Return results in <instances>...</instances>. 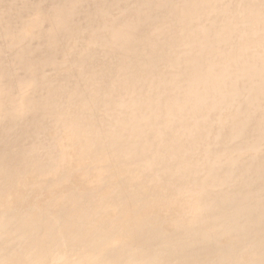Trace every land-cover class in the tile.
Returning <instances> with one entry per match:
<instances>
[{"label":"rangeland","instance_id":"rangeland-1","mask_svg":"<svg viewBox=\"0 0 264 264\" xmlns=\"http://www.w3.org/2000/svg\"><path fill=\"white\" fill-rule=\"evenodd\" d=\"M75 1L39 0L38 7L28 9L24 23L0 30L8 29L0 35V66L6 63L10 70L0 74L4 79L0 90H6V79L19 82L10 95L2 97L4 105L22 104L26 109L30 100L38 104L47 99L58 107L76 109L85 103L79 98L69 103L61 93L53 97V90L48 92L46 87L56 76L71 79L73 86L79 83L95 95L93 108L87 113L92 115L96 109L93 114L98 116L89 123L75 119L82 130L72 128L73 141L54 137L61 131L64 116L51 120L49 129L37 128V134L47 132L49 142L48 155L41 161L42 153L32 156L36 154L34 149L22 157L8 151L5 160L16 170L13 174L22 172L29 159L32 164L24 171L34 166L44 174H12L0 190V212L17 220L4 230L9 233L5 238L20 234L13 241L16 248L0 264L215 262L231 233L220 223L221 219L233 218L222 208L224 196L241 202L258 199L249 189L250 176H246L252 168L254 184L264 181V132L256 130L258 122L254 119L264 115V0H148L146 5L141 4L143 0H80L72 14L69 11ZM3 2L0 0L1 14L6 11L0 23L10 26L19 5L14 4L11 10ZM83 2L94 4L89 14L86 7L81 10ZM34 21H41L40 26ZM111 21L116 22L114 27ZM199 25H207V42L200 40ZM36 26L40 29L34 30ZM64 27L72 32L67 34ZM116 27L119 40L111 37ZM70 36L81 42L77 51L73 42L67 44ZM124 39L132 42L134 82L121 77L127 69L114 50L124 44ZM247 39L251 42H244ZM105 58L108 62L103 61ZM64 66L70 71L63 70ZM41 69L44 76H39ZM254 69L261 73L252 76ZM63 91L68 97L72 90ZM172 100L173 106H167ZM37 109L33 114L43 119L46 114ZM238 114L250 116L242 134L237 133L242 131L239 127L235 129ZM75 117L78 115L66 121ZM38 120L33 121L31 116L19 128L20 135L10 149L35 146L27 144L24 136ZM170 137L175 138L177 156L171 143L165 141ZM253 142L258 143V149ZM37 150L42 151L40 147ZM3 160L0 158V167ZM164 160L167 170L162 167L165 163L160 164ZM258 171L262 173L256 175ZM168 174L172 179L182 178V187L166 194L158 188L152 190L155 183L166 182L160 180ZM254 213L259 221L264 218V210ZM6 221L0 220V230L8 224ZM51 233L56 243H62L53 252L47 246ZM255 244L250 243L251 247ZM235 245L241 242L237 240ZM241 247L237 254L227 249L225 261L233 253L235 261L248 262L247 246ZM258 255L264 264V246Z\"/></svg>","mask_w":264,"mask_h":264},{"label":"bare ground","instance_id":"bare-ground-1","mask_svg":"<svg viewBox=\"0 0 264 264\" xmlns=\"http://www.w3.org/2000/svg\"><path fill=\"white\" fill-rule=\"evenodd\" d=\"M129 1V0H128ZM131 1V0H130ZM147 1L148 0H143L142 2H141V4L142 5H146L147 4ZM171 1V0H170ZM177 1V0H176ZM175 1V2H176ZM180 1V0H179ZM182 1V0H181ZM79 2H80V0H76L75 1V6H74V8L73 9H71L69 12L70 13H72L73 14V12H74V10L76 9V7H77V5H79ZM174 2V3H175ZM165 3H168V0H165ZM173 3V4H174ZM178 3H180V2H178ZM185 3H187V4H189V1H187V2H185ZM184 3V4H185ZM216 3H217V0H216ZM14 4H16V5H19L18 6V8L16 9V11H15V13H14V16L10 19V21H11V25L10 26H8V23H7V25H4L3 23H0V30H2V29H4V28H6V27H8V29L11 27V26H13L14 24H19V23H24L25 21L23 20V18H25V16L27 15V12H28V9L29 8H31L32 6H37L38 4H39V0H27V1H23L22 3H18V1H15L14 0V2L13 1H11V2H7V0H4V2H3V6L4 7H8V8H11V10L13 9V7H14ZM22 4V5H21ZM210 4H211V2H210ZM213 4H215V2L213 3ZM94 4H92V3H86V2H83V4H82V9L81 10H83L84 9V7H86V9H85V12H86V14H89V11H90V7L91 6H93ZM127 5V4H126ZM175 5V4H174ZM177 5V4H176ZM175 5V6H176ZM2 6V7H3ZM180 6V5H179ZM184 6V5H183ZM182 6V7H183ZM213 6V5H212ZM215 7H216V5H214ZM38 7V6H37ZM124 7V6H123ZM131 7V6H130ZM170 7V6H169ZM181 7V8H182ZM218 7H219V4H218ZM223 7V6H222ZM221 7V8H222ZM89 10H88V9ZM173 8V7H172ZM171 8V9H172ZM169 9V8H168ZM170 9V10H171ZM219 9H220V7H219ZM106 10V9H105ZM160 9H158V11H159ZM213 10H215V9H213ZM217 11H218V8L216 9ZM5 11L6 10H4L3 11V14H1V10H0V18H2V17H4V13H5ZM220 11V10H219ZM218 11V12H219ZM106 12V11H105ZM124 13H125V10L123 11ZM191 12V11H190ZM183 14V13H182ZM113 15V14H112ZM120 15H122V14H120ZM184 15V14H183ZM213 16L214 15H216L215 13L214 14H212ZM217 15H218V13H217ZM216 15V16H217ZM115 16V15H114ZM109 17H110V15H109ZM108 17V18H109ZM170 17V16H169ZM181 17H183L182 15H181ZM71 18V17H70ZM106 19V18H105ZM110 19V18H109ZM108 19V20H109ZM114 19V18H113ZM212 19V18H211ZM215 19H217V17L215 18ZM26 20V19H25ZM116 20V19H115ZM133 20V19H132ZM183 20V19H182ZM55 21V20H54ZM53 21V22H54ZM114 21V20H113ZM180 21V20H179ZM214 21V20H213ZM218 21V20H217ZM38 26H40V24H41V21L39 22V21H34ZM56 22V21H55ZM54 22V23H55ZM108 22V21H107ZM136 22H139V19H138V21H136ZM182 22V21H181ZM52 23V22H51ZM118 23V22H117ZM131 23H132V21H131ZM161 23V22H160ZM191 23V22H190ZM53 24V23H52ZM55 24H59V23H55ZM119 24V23H118ZM135 24V23H134ZM138 24V23H137ZM158 24H159V22H158ZM163 24V23H162ZM172 24V23H171ZM183 24L184 25H186L185 24V22H183ZM189 24V23H188ZM215 24H216V22H215ZM56 25V26H57ZM60 25V24H59ZM58 25V26H59ZM113 25H116V22H112L111 21V26L112 27H114ZM129 25H131V24H129ZM133 25V24H132ZM132 25H131V27H132ZM157 25V24H156ZM161 25V24H160ZM212 25H214V23H212ZM38 26H36L37 27V29H34V30H39L40 29V27L38 28ZM63 26V25H62ZM61 26V27H62ZM124 26H125V24H124ZM154 26V25H153ZM152 26V27H153ZM159 26V25H158ZM167 26L168 25H166V29H167ZM33 27V26H32ZM35 27V28H36ZM52 27H54V26H52ZM128 27V26H127ZM130 27V26H129ZM129 27H128V29H129ZM152 27H150V28H152ZM56 28V27H55ZM64 28H67V27H64ZM108 28V27H107ZM120 28V27H119ZM121 28L123 29L124 27H122L121 26ZM120 28V29H121ZM126 28V27H125ZM7 29V30H8ZM115 30L113 31V34H112V36L111 37H113V38H117L118 39V35H119V29L116 27V28H114ZM127 29V28H126ZM127 29V30H128ZM132 28H130V30H131ZM175 29H177L176 27H175ZM198 29L200 30V32H201V34H200V40L201 41H204V42H207L208 41V38H209V35L207 34V32H206V30H207V25H199V27H198ZM7 30L5 31V32H1L0 33V35L2 36V35H5L6 34V32H7ZM67 34H69L70 32H72V29H68L67 28ZM168 30V29H167ZM104 31V30H103ZM124 30H122V32H123ZM126 31V30H125ZM162 31V30H161ZM160 31V32H161ZM170 31V30H169ZM96 32V31H95ZM97 32H99V31H97ZM121 32V33H122ZM128 32V31H127ZM148 32V31H147ZM195 32H196V30H195ZM100 33V32H99ZM158 33V32H157ZM97 34V33H96ZM125 34V33H124ZM122 35V34H121ZM179 35V34H178ZM177 35V36H178ZM195 35V34H194ZM48 36V35H47ZM99 36V35H98ZM107 36V35H106ZM106 36H105V38H106ZM129 36V35H128ZM131 36V35H130ZM146 36H147V33H146ZM176 36V37H177ZM180 36V35H179ZM263 36V35H262ZM67 37V36H66ZM74 37V36H73ZM94 36L92 35V38H93ZM97 36H95V38H96ZM123 37H125V36H123ZM127 37V36H126ZM145 37V36H144ZM187 37H189V36H187ZM258 37V36H257ZM260 37V36H259ZM258 37V38H259ZM92 38L90 39V41L92 40ZM94 38V43L95 44H97V45H99L98 43H96V40L97 39H99V37L97 38V39H95ZM129 38H131V37H129ZM104 39V38H103ZM119 39H121V38H119ZM118 39V40H119ZM177 39V38H176ZM250 39V38H249ZM255 39V38H254ZM253 39V40H254ZM261 39H262V37H261ZM264 39V38H263ZM101 41H102V38L100 39ZM99 40V41H100ZM118 40H116V41H118ZM147 39H145V41H146ZM188 40V39H187ZM241 40V39H240ZM240 40H238V41H240ZM67 44H71L72 42V47H74V51H77L78 50V48L80 47L79 46V43L78 42H80V41H76L75 39H73L72 38V36H70V37H68L67 38ZM107 41V40H106ZM105 41V42H106ZM110 41V40H109ZM124 44L123 45H121V46H119V48H116L115 46H113V47H115L114 48V50L115 51H117L118 52V56H117V59H122L123 61H124V64H125V67H126V69H127V71H125V72H122L121 73V77L122 76H124V77H128L127 79H130L131 80V82H134V81H136V77L135 76H133V74H132V64H136V61H135V59L134 58H132L131 56H130V50L132 49V42H129V40L128 39H124ZM182 41V40H181ZM189 41V40H188ZM259 41V40H258ZM93 42V41H92ZM108 42V41H107ZM106 42V43H107ZM113 42H115V40L114 41H112V43ZM121 42V41H120ZM244 42H251V41H248V39H247V41L245 40ZM261 42V41H260ZM81 43V42H80ZM100 43V42H99ZM104 43V42H103ZM111 43V44H112ZM240 43V42H239ZM88 44V43H87ZM91 44H93V43H91ZM105 44V43H104ZM109 44V43H108ZM114 44V43H113ZM121 44H122V42H121ZM144 44V43H143ZM81 45V44H80ZM102 46H103V44H101ZM100 45V46H101ZM119 45V44H118ZM244 45V44H243ZM249 45V44H248ZM67 47H69V45H66ZM99 46V47H100ZM101 46V47H102ZM109 47L111 46V45H108ZM82 47V46H81ZM104 47V46H103ZM112 47V46H111ZM253 47V46H252ZM84 48V47H83ZM106 48V47H105ZM192 48H194V47H192ZM81 49V48H80ZM104 49V48H103ZM105 50V49H104ZM104 50H103V52H104ZM261 50V49H260ZM84 51V50H83ZM263 51V50H262ZM237 52V51H236ZM253 52V51H252ZM260 52V51H259ZM84 53H86V52H84ZM106 53V52H105ZM104 53V54H105ZM250 53V52H249ZM261 53V52H260ZM102 54V53H101ZM82 55V54H81ZM80 55V56H81ZM110 55V54H109ZM108 55V56H109ZM79 56V58L80 59H83V56L82 57H80ZM105 56V55H104ZM107 56V55H106ZM105 56V57H106ZM235 56V55H234ZM19 56H17V58H18ZM73 57H75V55L73 54ZM72 57V58H73ZM95 57V56H94ZM96 58V57H95ZM101 58V57H100ZM107 58V57H106ZM106 58H105V60H103V61H106V62H108L107 60H106ZM245 58V57H244ZM99 59V58H98ZM251 59V58H250ZM101 60V59H100ZM252 60V59H251ZM257 60V59H256ZM238 62V61H237ZM263 62H264V60H263ZM193 64V63H192ZM243 64V63H242ZM195 65V64H194ZM239 65H240V63H239ZM263 67H264V65H263ZM8 68V69H7ZM51 69H53L54 67L53 66H51L50 67ZM143 69V68H142ZM191 71H193V69H194V67L193 66H191ZM63 70H66V71H70V69H69V67L68 66H64L63 67ZM84 70V69H83ZM234 71V70H233ZM8 72H10V70H9V67H8V65L6 64V63H4V65L2 64L1 66H0V74H3V73H8ZM39 72H41L40 74H39V76H44L45 75V73H42V69L39 71ZM38 72V73H39ZM37 73V74H38ZM259 73H261L260 72V69H254V70H252L251 71V74H252V76H254V75H257V74H259ZM37 74H36V77L38 78V76H37ZM82 74H84V71H83V73ZM129 76H128V75ZM132 76V77H131ZM123 77V78H124ZM53 78H54V83L53 82H50V83H52L51 85H47V91L49 92V90H53V93H51L52 95H54L53 97H57V96H59L60 95V93H61V95H60V97H64V96H66V99H67V101L69 102V103H74V99L75 98H79V99H84L85 100V106H84V110H83V105L84 104H81L80 106H76V109H74L75 108V106H72L70 109H65V108H63L62 106H60V107H62V108H60V107H58L57 105H55V104H51L50 103V101H48L47 99H43V100H41V101H39L38 102V104H37V102L36 101H32V100H30V105H29V107L28 108H26V109H23L22 108V104L20 105V106H14V105H16V104H13V106H11V107H8V106H6V105H4L3 104V102H2V97H5V96H8V95H10L11 94V92H12V90L15 88V87H18V84H19V82H17V83H14L13 81L11 82L9 79H6V82H7V87H5L6 88V90H0V149L1 148H3V150L1 151L0 150V158H4V160H3V163H2V166L0 167V190H1V188L4 186V185H7L8 184V182H5V181H7V178H9L16 170L14 169V168H12L13 166L11 165V164H9L8 162H7V160H5L6 158H7V156L9 155V152L10 151H13V153H15V155H17V156H19V157H22L25 153L26 154H29V153H31V151L34 149L35 150V152H36V154H33L32 156H38V154L37 153H42V155H40V158H39V160L41 161V158L42 157H46L48 154H47V147L49 146V142H47L48 141V139L45 137L46 136V133L47 132H43V136H42V134L41 133H39V134H37V128H39V127H41L43 130H45V129H49L50 128V125H49V123L51 122V120H58V118L59 117H61V116H64L65 117V119L61 122L62 123V127L61 128H59L61 131H59L58 132V134L57 135H55L54 137H55V139L58 137V136H61V139L62 138H64L65 137V139H68L69 141H73L74 140V137H70V133H71V131H73V129H75V130H82L81 128H82V126L80 127L79 126V124H77L74 120L75 119H78V118H80L81 119V121H85L86 123H89L90 121H93L94 119L96 120L97 119V115H94L93 113L95 112L96 113V109L94 110V112H92V115L91 114H89V113H87V111H88V109H92L93 107V103L95 102V99H96V96L95 95H93L92 93H90V92H88V91H86L84 88H82V86L78 83V85H76V86H73L74 85V83H73V81H71V79H69L70 81H68L67 79H65L64 77H62V78H59V77H56V76H53ZM85 79H86V76H84L83 78H82V81H85ZM4 79H3V77H1L0 76V81L2 82ZM264 80V79H263ZM0 82V83H1ZM63 82H67L68 84H65L63 87H61V84L63 83ZM72 82V83H71ZM128 84V83H127ZM241 84V83H240ZM256 84V83H255ZM53 85H55V88L53 87ZM124 85V84H123ZM125 86V85H124ZM256 86V85H255ZM254 86V87H255ZM140 87V86H139ZM144 87V86H143ZM240 87H241V85H240ZM65 88H70V91H71V93H70V95L67 97V94L68 93H65L63 90H65ZM142 88V87H141ZM146 88H147V86H146ZM150 89V88H149ZM148 90V89H147ZM250 90V89H249ZM93 91V90H92ZM150 91V90H149ZM254 90L252 89V92H253ZM55 92V93H54ZM151 92V91H150ZM100 95V94H99ZM101 96V99H103L104 98V95L102 94V95H100ZM257 96V95H256ZM26 99V98H25ZM24 99V100H25ZM23 100V101H24ZM132 100V99H131ZM19 102L21 101V99L20 100H18ZM120 101L118 100L117 102H115L116 104H118ZM255 102H257V101H255ZM23 103V102H22ZM173 104H174V101L172 100V101H169L168 103H167V106H173ZM250 105V104H249ZM38 107H40L43 111H44V113L46 114V116H44V118L43 119H40V120H38L39 118H36V115H34L33 113L36 111V109L38 108ZM9 108H11L12 110H9ZM71 109H73L72 111H69V110H71ZM38 110V109H37ZM40 110V109H39ZM22 115H20V114ZM264 113V112H263ZM74 114H77L78 115V117H75V118H73V119H69V120H67L66 121V119L68 118V117H71L72 115H74ZM255 115V114H254ZM31 116H32V119H33V121H36V120H38L34 125H33V127H32V130H29L27 133H26V135L24 136V140H26L25 142L27 143V144H30V145H35V146H33V148H31V149H29L28 150V148L26 147V148H24L23 146H20V145H17L14 149H10V146H11V144H12V142H14L13 140L17 137V136H19L20 135V133H19V128H22V126H24V125H26V122L31 118ZM260 116V115H259ZM249 118H250V116H248V115H239L238 114V117H237V119H236V122H235V124H236V126H235V129L236 128H238L239 127V130L241 129L242 131H238L237 133H239V134H242L243 133V130L245 129V125H247L246 124V122L248 123V120H249ZM254 119H257V122H258V124L255 126L257 129L256 130H262L263 132H264V115H262V117L261 118H259V117H254ZM39 122H42V125H39ZM54 123L56 122V121H53ZM8 123V124H7ZM92 123V122H91ZM102 125L104 124L103 122L101 123ZM121 124V123H120ZM11 125V126H10ZM10 127V128H9ZM73 128V129H72ZM87 128H84L83 129V131L84 130H86ZM10 132V136L9 137H7V135H8V133ZM98 132V131H97ZM242 132V133H241ZM256 132V131H255ZM84 132H82L81 134H83ZM45 134V135H44ZM99 134V133H98ZM97 134V135H98ZM253 134V133H252ZM96 135V136H97ZM236 135V134H235ZM248 135H250L249 133H248ZM248 135H246V136H248ZM69 136V137H68ZM255 136V135H254ZM253 138V137H252ZM254 138H256V137H254ZM175 140V138L174 137H170L168 140H165V141H168V142H170L171 144L169 145V146H172V148L174 149V152L173 153H175L176 154V156H177V154H178V148L176 147V145L173 143V142H175L174 141ZM28 141V142H27ZM6 142V143H5ZM71 142H69V144H70ZM180 143V141L177 143V144H179ZM252 144H255V146H254V149H258V147H259V145H258V143L257 142H253ZM41 148L42 149V151H40V152H38V148ZM45 147V148H44ZM96 147H97V145H96ZM9 151V152H8ZM13 153L11 154V155H13ZM25 154V155H26ZM254 154V153H253ZM10 155V156H11ZM259 156V155H258ZM264 156V155H263ZM27 163H26V165L23 167V168H21V170H22V172H18V173H16V174H13V175H20L21 177H24V176H31V175H36V174H38V173H40V175L42 176L44 173L43 172H39L38 170H37V168L36 167H32L30 170H28V171H24V170H26V169H28L30 166H31V161H30V159L29 160H27L26 161ZM257 162V161H256ZM262 162V161H261ZM161 163H165V165L164 166H162L163 167V169L164 168H166V165H167V161L166 160H164V161H162V162H160V164ZM263 163V162H262ZM261 163V164H262ZM256 164H259L258 162L256 163ZM255 164V165H256ZM237 165H240V164H237ZM244 165V164H243ZM254 165V164H253ZM249 166H250V164H249ZM261 166V165H260ZM251 167V166H250ZM252 167H254V166H252ZM256 167H258V165L256 166ZM262 167V166H261ZM264 167V166H263ZM262 167V168H263ZM238 168H240V167H237L236 168V170H238ZM245 168V167H244ZM261 168V169H262ZM163 169H162V171H163ZM243 169V168H242ZM253 169V168H252ZM252 169H251V172H247L248 174H246V176H250V183H249V189H251V190H254L256 193H257V195H258V199H255L256 201H258L259 200V197L262 195V197H261V199H260V201L259 202H255V200L253 201V200H251V199H246L244 202H241V201H234L233 199H231V198H229L228 196H224V198H223V205H222V208H223V210L226 212V213H231L232 214V219H230V218H228L227 220H222L221 219V221H220V223H222L226 228H229V230L231 231V233H230V235H229V237L227 238L228 240H229V242H227L228 244L227 245H223V247L221 248V250L217 253V259L215 260V262H207V263H205V264H262V263H260L259 261L262 259L261 258V256L259 257V255L256 257V255L259 253V251H260V248H261V246H264V218H262L263 216H261V221H259L260 219H259V216L257 215V214H255L254 212L255 211H257V210H264V181L263 182H260V183H258V184H254V183H256L255 182V179H256V177H253V176H255L254 175V173L252 172ZM164 170H167V169H164ZM243 170H246V168L245 169H243ZM242 170V171H243ZM262 171V170H261ZM239 172V171H238ZM263 172V171H262ZM262 172H255V174L257 175V174H261ZM244 172H239V174L240 175H242ZM199 174H201V172L199 173ZM207 176V175H206ZM203 178V177H202ZM163 180H167L166 182L165 181H163ZM198 180V179H197ZM196 180V181H197ZM160 181H163L162 183L163 184H160V185H158L157 183H155L154 184V186L153 187H151L152 188V190L153 189H155V188H158V189H160L161 190V193H163V194H166V193H169V192H173V191H176V190H179L181 187H182V185L184 184L183 183V181H182V178H175V179H172L171 177H170V174H168V175H165V176H163L162 177V180H160ZM198 182V181H197ZM181 183H182V185H181ZM261 187V188H258L257 189V187ZM167 188H170V189H167ZM0 196H1V193H0ZM9 216L8 215H6L5 213H1L0 212V220H6V219H8V221H6V223H8L7 225H5V226H3V229L2 230H0V233H1V239H0V261L1 260H4V259H8L9 257H10V251H12L14 248H16V246H15V244L13 243V241L15 240V238L17 237V235H20V234H17V235H12V236H9L7 239L5 238L9 233L8 232H6V231H4V230H6V228L8 227V225H15L16 223H17V220L15 219V220H12V219H10V218H8ZM232 221H236L235 223H231ZM259 221V222H258ZM18 222H19V220H18ZM247 225V227L246 228H241V227H243V225ZM1 226V225H0ZM174 225H172V227H173ZM235 232H237L236 234H234ZM233 234H234V236H233ZM236 235H241V237H237ZM51 241H49L48 243H47V246L49 247V250L50 251H52L53 252V250H57L58 249V247H60L61 245H62V243H56V239H55V235L53 234V233H51ZM5 239H6V241H5ZM237 240H239L240 242H241V245H242V247H246L247 246V251L245 252V253H248V256H249V261L248 262H245V261H235L234 259H233V253H232V256H231V259H227L226 261H225V257L227 256V249H230V250H232L233 252H234V254H237V249L241 246H236L235 245V242L237 241ZM252 241H254V242H256V244L254 245V246H252L251 247V245H250V243L252 244ZM225 244V243H224ZM243 244H245V245H243ZM242 247L240 248V249H242ZM26 248H28V249H30L29 248V246H26ZM255 248V249H254ZM33 255H35V256H38V257H42L40 254H38V253H32ZM205 258H206V256H204ZM259 257V258H258ZM199 258V257H198ZM199 259H201V258H199ZM224 259V260H223ZM218 260V261H217ZM191 261H193V260H191ZM189 264H192V263H189Z\"/></svg>","mask_w":264,"mask_h":264}]
</instances>
